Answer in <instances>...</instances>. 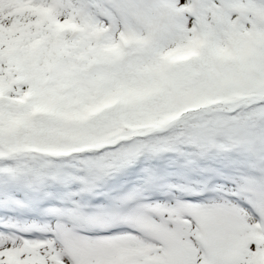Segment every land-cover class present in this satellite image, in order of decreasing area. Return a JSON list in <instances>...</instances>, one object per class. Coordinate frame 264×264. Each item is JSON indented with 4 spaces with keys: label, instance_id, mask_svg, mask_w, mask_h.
Masks as SVG:
<instances>
[{
    "label": "snow or ice",
    "instance_id": "snow-or-ice-1",
    "mask_svg": "<svg viewBox=\"0 0 264 264\" xmlns=\"http://www.w3.org/2000/svg\"><path fill=\"white\" fill-rule=\"evenodd\" d=\"M0 264H264V0H0Z\"/></svg>",
    "mask_w": 264,
    "mask_h": 264
}]
</instances>
